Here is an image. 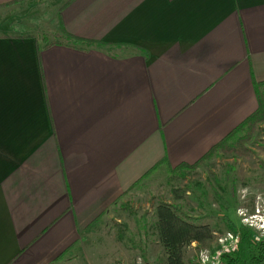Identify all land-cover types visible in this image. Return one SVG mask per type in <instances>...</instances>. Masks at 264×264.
<instances>
[{
  "label": "crops",
  "instance_id": "crops-1",
  "mask_svg": "<svg viewBox=\"0 0 264 264\" xmlns=\"http://www.w3.org/2000/svg\"><path fill=\"white\" fill-rule=\"evenodd\" d=\"M54 1L0 0V264L64 258L156 162L194 163L253 113L264 81V0ZM62 28L94 43L45 40Z\"/></svg>",
  "mask_w": 264,
  "mask_h": 264
},
{
  "label": "rangeland",
  "instance_id": "rangeland-1",
  "mask_svg": "<svg viewBox=\"0 0 264 264\" xmlns=\"http://www.w3.org/2000/svg\"><path fill=\"white\" fill-rule=\"evenodd\" d=\"M53 2L48 0L49 13ZM61 38L50 31L45 36L48 43ZM241 138L244 155L215 153L195 169L177 172L159 165L138 188L129 189L113 204L76 247L52 264H164L156 227V207L161 203L209 226V238L184 249L185 264H198L204 253L218 247L219 236L233 232L228 224L241 225L243 214L256 205L264 209V118ZM257 231L252 228V238L264 236Z\"/></svg>",
  "mask_w": 264,
  "mask_h": 264
},
{
  "label": "trees",
  "instance_id": "trees-1",
  "mask_svg": "<svg viewBox=\"0 0 264 264\" xmlns=\"http://www.w3.org/2000/svg\"><path fill=\"white\" fill-rule=\"evenodd\" d=\"M62 31V36L74 46L84 47L94 43L91 40L74 36L63 28ZM253 86L257 98L255 111L215 143L201 158L192 164L180 163L174 167H169L166 160L161 159L144 173L142 178L138 180L139 183L161 164H164L168 170L177 172L184 168L195 169L215 153L235 152L244 155L246 149L242 145L241 137L244 138L249 134L255 124L264 118V81H254ZM240 132H243V135L238 137ZM156 217L158 239L165 253L164 264H185L183 259L184 249L192 242H202L210 237L211 231L206 223L201 222L197 217L190 218L181 215L171 204H159L156 207ZM228 227L239 235L238 245L235 251L222 256L220 264H264V236L252 238V228L243 223L239 226L231 223L228 224ZM66 252L65 250L63 254ZM59 259L61 258H56V260Z\"/></svg>",
  "mask_w": 264,
  "mask_h": 264
},
{
  "label": "built area",
  "instance_id": "built-area-1",
  "mask_svg": "<svg viewBox=\"0 0 264 264\" xmlns=\"http://www.w3.org/2000/svg\"><path fill=\"white\" fill-rule=\"evenodd\" d=\"M242 223L258 230L262 235L264 233V209L262 206L256 205L254 211L243 214ZM218 247L211 253L206 252L202 255L198 264H220V260L224 254H229L237 249L239 235L235 232H226L218 237Z\"/></svg>",
  "mask_w": 264,
  "mask_h": 264
}]
</instances>
